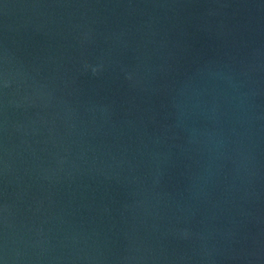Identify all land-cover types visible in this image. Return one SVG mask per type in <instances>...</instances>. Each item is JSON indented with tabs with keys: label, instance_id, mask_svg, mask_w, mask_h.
<instances>
[{
	"label": "water",
	"instance_id": "obj_1",
	"mask_svg": "<svg viewBox=\"0 0 264 264\" xmlns=\"http://www.w3.org/2000/svg\"><path fill=\"white\" fill-rule=\"evenodd\" d=\"M0 264H264V0H0Z\"/></svg>",
	"mask_w": 264,
	"mask_h": 264
}]
</instances>
